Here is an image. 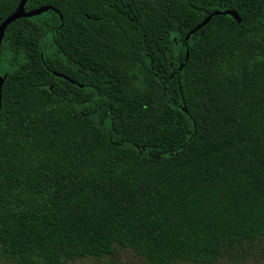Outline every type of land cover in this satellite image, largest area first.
Instances as JSON below:
<instances>
[{
	"label": "trees",
	"instance_id": "trees-1",
	"mask_svg": "<svg viewBox=\"0 0 264 264\" xmlns=\"http://www.w3.org/2000/svg\"><path fill=\"white\" fill-rule=\"evenodd\" d=\"M43 6L0 43V261L264 260V0Z\"/></svg>",
	"mask_w": 264,
	"mask_h": 264
},
{
	"label": "rangeland",
	"instance_id": "rangeland-1",
	"mask_svg": "<svg viewBox=\"0 0 264 264\" xmlns=\"http://www.w3.org/2000/svg\"><path fill=\"white\" fill-rule=\"evenodd\" d=\"M0 264H5L0 261ZM64 264H147L142 258L136 256L129 249L114 247L112 252L100 259L82 258L74 261H67ZM214 264H264L257 254L250 256L235 257L227 256L219 259Z\"/></svg>",
	"mask_w": 264,
	"mask_h": 264
},
{
	"label": "water",
	"instance_id": "water-1",
	"mask_svg": "<svg viewBox=\"0 0 264 264\" xmlns=\"http://www.w3.org/2000/svg\"><path fill=\"white\" fill-rule=\"evenodd\" d=\"M25 2L26 0H18L13 11L0 22V43L3 37L4 29L11 22L19 18L36 16V15H39L45 12L46 10L51 9L50 7L43 6V7H37L34 9H30V10H25L24 9ZM219 14H226V15L231 16L235 20L237 19V14L233 10L213 11L209 15L205 16L193 29H191L190 33H193L195 30L204 26L208 22L211 16L219 15ZM187 37L188 35L185 36V38ZM2 81H3V77H0V88H1Z\"/></svg>",
	"mask_w": 264,
	"mask_h": 264
}]
</instances>
